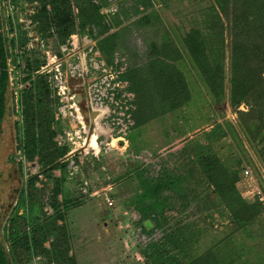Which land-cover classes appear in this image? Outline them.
Listing matches in <instances>:
<instances>
[{
  "label": "trees",
  "instance_id": "obj_1",
  "mask_svg": "<svg viewBox=\"0 0 264 264\" xmlns=\"http://www.w3.org/2000/svg\"><path fill=\"white\" fill-rule=\"evenodd\" d=\"M136 1L151 9V14L126 25L122 24L120 12L109 16L101 12L110 0H31L36 9L32 19L46 48L60 53V45L78 32L97 39L95 49L101 51L109 65L115 63L116 54L128 34L129 38L132 36L133 28L143 33L148 45L146 61L132 63L118 77L128 81V90L136 94L137 106L131 111L135 120L132 130L182 108L191 100L190 81L183 68L186 63L216 102L227 97L226 83L230 79L231 104L240 106L248 102L256 106L248 113L243 112L248 115L247 134L256 137L264 130V0H207V5L186 15H191V26L183 23L177 37L166 32L160 35L154 0ZM113 29L117 30L112 32ZM148 29L153 31L151 37L147 35ZM0 43L1 130L8 106V75L1 38ZM28 62L27 78L31 79L45 57ZM121 64L122 61L117 67ZM52 93L48 76L38 74L23 94V119L16 125L17 141L26 160L38 162L40 171L28 176L8 218L4 223L0 220V264H33L38 258L43 264H79L72 253L66 218L68 210L80 202L64 195L63 182L69 175L65 156L70 147L56 141L61 122L55 117L59 101ZM218 127L221 128L214 126V130L206 132L208 143L194 141L183 149L190 155L188 163H183L180 169L172 171L163 166L154 175L151 166L140 163L131 170L137 180L135 194L139 199L134 204L143 231L148 236L163 231L159 240H150L142 248L146 263L264 264V247L253 251L244 244L245 238L252 235L251 227H257L264 236V202L259 195L249 199L242 194L238 186L242 161L237 158L232 163L216 152L211 138ZM221 132L220 136L226 135L223 129ZM57 169L61 170L60 176L53 173ZM41 175L46 182H52L50 214L43 205L46 183L43 187L36 185L43 180ZM194 176L198 183L202 181L212 189L211 204L219 217L227 221L221 234L213 236L211 244L202 250L201 245L190 248L195 231L191 224L167 226L170 217L166 211L173 208L170 204L176 201V196L180 195L179 206L183 210L191 203L185 197L189 188L185 182ZM145 220H150L152 226L147 228ZM195 247L198 249L194 250Z\"/></svg>",
  "mask_w": 264,
  "mask_h": 264
},
{
  "label": "rangeland",
  "instance_id": "obj_2",
  "mask_svg": "<svg viewBox=\"0 0 264 264\" xmlns=\"http://www.w3.org/2000/svg\"><path fill=\"white\" fill-rule=\"evenodd\" d=\"M207 2V0H175L174 2L172 0L167 2L154 0L153 7L158 21L156 28L160 35L162 36L166 32L177 37L179 30L183 29V23L186 27L191 26L189 22L191 15H186L207 5ZM150 10L144 8V5L139 4L136 0H110L109 4L101 9V12L108 16L114 12H120L122 24L126 25L147 17L151 14ZM115 30L117 29H113L112 32ZM147 33L148 37H151L152 29H148ZM130 38L128 34L125 44L115 56V64L121 59L125 61V68L127 61H129V65L145 61V53L148 50L143 33L139 29L133 28ZM226 38L229 42V37L226 36ZM88 39L89 44L86 51L90 50L95 55L98 50L95 49L97 39L91 36H88ZM230 47L228 44V57ZM77 60L78 57L75 56L71 61L77 65ZM188 66L190 69L187 66H183V68L185 72L189 70L192 78L190 82L194 85L191 88V100L182 108L136 129L135 134L132 135V144L130 139L121 138L119 135L121 131L129 133L123 118L114 119V122V120H110L112 119L110 118L112 115H110L106 124L108 125L109 121L114 122L112 126H109L111 129L109 131L112 132L109 136L115 137L112 140L114 145L112 149L107 148L111 145L108 138L105 139L103 135H95L93 125H87L88 132L92 133L94 137L97 136L99 140V153L95 154L91 149L88 154L83 153L81 156H76L73 168L69 167L70 156H65L69 175L63 182L64 195L75 199V202H80L68 210L66 218L67 227L71 233L72 253L77 257L79 264H148L141 250L150 240H159L163 231L157 230L152 236H148L143 231L142 225L139 223L140 214L135 210L136 204H134L139 199L138 194H135L138 191L137 180L131 170L137 164L144 162L153 163L152 168L155 169V174L156 170L160 169L161 171L163 166L172 171L180 169L183 163H188V155H190V152H184L183 149L193 145L194 141L204 143L207 139L203 130H207L208 126L217 127L219 125L226 134L220 136L222 129L219 127L213 133L211 143L216 152L232 163L237 158L242 161L240 187L247 198L252 199L254 196H258L257 187L264 193V130L258 132L256 137L247 134L245 130V120L248 115L244 113H248L256 106H252L248 102H244L240 106L231 104L229 98L230 79L226 83L227 97L217 103L208 88L199 81L192 71L191 65ZM228 67L227 70L230 74ZM110 69L119 75L116 66L110 67ZM119 70L122 71L121 68ZM90 97L93 98L91 103ZM97 97L95 94H90L87 89V104L96 105L97 101H100ZM8 102L9 98L7 97ZM123 111L125 114L124 109ZM95 113L96 109H93V115ZM118 113L122 114L120 111ZM111 114L113 113L111 112ZM13 118L7 106L0 130V220L3 223L16 204L19 189L26 185L28 176L40 171V165L36 161H30V163L19 161L17 129ZM62 124L64 125V122L59 126V130H62ZM201 129L203 132L200 131L202 132V134L199 133L200 136L184 138L188 133L191 135ZM175 136H179L176 141L174 140ZM74 139L67 144L72 149L78 145V142L73 143ZM191 158L193 156H190ZM246 170L250 171L249 174H246ZM59 171L60 169L54 170V175L60 176ZM42 179L41 183L37 181L36 185L40 187L46 183L43 205L47 210L50 209L47 195L51 194L52 182H46L43 175ZM185 186H189L186 189L185 197L188 198V202L190 200L193 203L190 205L189 202L188 208L183 210L179 206L180 195L176 196V201L170 204L173 208L166 211V215L170 217L167 226L174 225L178 228L191 224L192 230L195 231L194 236L192 233L190 248L201 245L202 250L211 244L213 236L221 234L227 221L221 219L215 212L211 204L214 194L210 187H207L202 181L198 183L195 176L189 178L185 182ZM106 196H109L113 202L112 205L108 203ZM62 197L60 195L61 199ZM34 211L38 212L39 210L34 208ZM143 224H146L147 228L152 226L150 220H145ZM250 229H252V235L245 238L244 244L247 248L252 247L253 251L257 248L262 249L264 236L260 234L257 227ZM33 264H43V261L35 260Z\"/></svg>",
  "mask_w": 264,
  "mask_h": 264
},
{
  "label": "built area",
  "instance_id": "obj_3",
  "mask_svg": "<svg viewBox=\"0 0 264 264\" xmlns=\"http://www.w3.org/2000/svg\"><path fill=\"white\" fill-rule=\"evenodd\" d=\"M34 6L30 0H0V38L3 42L5 69L8 75V111L14 117L13 120L17 125L23 119L24 92L31 87L32 80L35 79L36 75L46 74L52 88V95L59 101L55 117L61 123L64 122L62 130L56 136V141L59 145H67L76 137L73 143L76 144L78 142V145L74 146L73 149L70 148L67 153V156H70L69 167L73 168L76 156H81L83 153L88 154L91 149L95 154L99 153L97 143L93 144L89 140V134L79 132L80 120L76 115V101L71 83V77L74 73L71 67V60L75 56L81 59L85 55L89 39L88 36H83L76 32L70 35L65 44L60 45V53L55 52L52 47L46 48L37 30V25L32 19L36 11V9L34 10ZM43 57H45V62H42L35 72H33L32 78L28 79L29 59H41ZM105 72L111 78L117 79L119 95L120 91L125 88V84L118 79L116 73H113L111 70H106ZM76 86H79V84ZM128 96L129 94L126 92L121 94V97L125 98V103ZM122 103L121 100L116 102L122 114L118 113L115 119L122 117L129 128L131 116L126 112L129 107H123ZM123 109L125 110V114ZM126 134L127 132L122 131L119 133L121 138H125ZM95 140L97 141L98 138H95ZM112 140L110 141L111 147H113ZM17 156L19 161L30 163L23 155L19 142L17 143ZM249 172V170H246V174H249ZM59 173L61 174V170ZM39 183L41 182L39 181ZM257 194L260 196V200L264 202V193L259 187H257ZM49 196L47 195L48 204ZM106 199L108 203H113L109 196H106ZM49 208L47 210L44 208L48 214L53 211L50 205ZM36 260L38 261L39 258Z\"/></svg>",
  "mask_w": 264,
  "mask_h": 264
},
{
  "label": "flooded vegetation",
  "instance_id": "obj_4",
  "mask_svg": "<svg viewBox=\"0 0 264 264\" xmlns=\"http://www.w3.org/2000/svg\"><path fill=\"white\" fill-rule=\"evenodd\" d=\"M85 52H87L85 50ZM78 64L74 65L71 61V67L74 71V73L72 74L71 77V83H72V91L73 94L75 95V101H76V115L78 116V119L80 120V124H79V132L80 133H85V134H89V140L95 144L97 143L98 147H99V140H95V138H97V136L94 137V135H92V133L88 132L87 130V125H92L91 123V119L90 117H88V113H90L91 110H93V105L91 104H87V80H88V76L90 77L91 75H94V78H97V82H98V86L100 87V95L97 97V95L95 93L92 92V94H95V96L97 97L98 103H106V105L110 106V110L113 114L110 113V115H112L110 118V120H114L115 117V111L116 113H118L119 111L121 112L119 106L116 104V102L119 100L118 99V87H117V79H113L110 77V75L108 76V74L106 72H104V74H100L102 75L100 77V75H96L98 74V72L100 70H96L95 68L98 67V65H95L94 62H91V66H95L93 68H88V67H84V65H80L79 61L80 59L77 60ZM82 64V63H81ZM75 66V67H74ZM74 67V68H73ZM95 70V73H91V70ZM91 73V75H90ZM77 84H79V86H76ZM91 94V92H90ZM106 97V99H105ZM117 97V99H116ZM93 98L90 97L89 101L90 103L92 102ZM109 115V116H110ZM108 116V117H109ZM115 122V120H114ZM113 121H109L108 125L105 128L100 127L99 125H93L92 127L95 128V135H103L105 139L108 138V141L112 140L111 137L109 136V134L111 135L112 132L109 131L111 130L109 128V126H112ZM109 132V133H108ZM114 133V132H113ZM103 139V140H105ZM108 149H112V147L109 145L107 146Z\"/></svg>",
  "mask_w": 264,
  "mask_h": 264
},
{
  "label": "crops",
  "instance_id": "obj_5",
  "mask_svg": "<svg viewBox=\"0 0 264 264\" xmlns=\"http://www.w3.org/2000/svg\"><path fill=\"white\" fill-rule=\"evenodd\" d=\"M97 52H99V53H97ZM88 54V55H87ZM146 55H147V51H146V53H145ZM117 55V54H116ZM145 55V56H146ZM120 61H122L123 62V66H122V64L119 66V67H117L118 65H119V62ZM145 61H146V59H145ZM145 61H143V62H145ZM91 62H94L95 63V65H98V67H96L95 69L97 70H100L99 72H98V74H96V75H100V74H104V72L106 71V70H111L112 72H113V70L112 69H110V67L111 68H113L114 66H116V68H117V71H118V73H119V75L122 73V72H124L125 71V69L127 68H125L124 67V65H125V61H123V60H119L118 62H117V64H113V65H109L107 62H106V60H105V58L103 57V55H102V53H101V51L100 50H97L96 51V53H95V55L93 54V53H91L90 52V50L89 51H87L86 52V54L80 59V61H79V63H80V65H84V67H88L89 69L90 68H93V67H95L94 65L93 66H91L92 64H91ZM129 61H127V66H129V63H128ZM142 62V63H143ZM82 63V64H81ZM141 64V63H140ZM122 66V67H121ZM185 66H187L188 68H189V66H188V64L186 63V65ZM75 67V66H74ZM73 67V68H74ZM122 69V71H120L119 69ZM190 69V68H189ZM95 70H91V73H95L94 72ZM192 71H193V69H192ZM91 73H90V75H91ZM117 74V73H116ZM186 74H187V76H188V78H189V81H190V79H192L191 77H190V72H189V70L188 71H186ZM102 75H100V77L102 76ZM118 75V74H117ZM119 75H118V77H119ZM94 75H91L89 78H88V80H87V88H86V90L88 89V91H89V93L91 92V94H92V92L93 93H95L97 96H99L100 95V87L98 86V82H97V78H94L93 77ZM122 82L124 81V80H121ZM124 84H125V88L124 89H122L121 91H120V93L122 94L123 92H126V93H128L129 94V96L126 98L127 99V102L125 103V101H124V99L125 98H122L121 97V94L120 95H118L117 97H118V99L119 100H121L123 103H122V106L123 107H129L127 110H126V112L127 113H129L130 114V116H131V124L129 125V133L128 134H126V137L128 138V139H130V141H131V139H132V135L133 134H135V132H136V129H133L132 130V126L135 124V120L132 118V110H134L135 108H136V94H135V92L134 91H130V90H128V81H124L123 82ZM190 84V88H192V86L194 85L193 83H189ZM117 97H116V99H117ZM99 98V97H98ZM105 99H106V97H105ZM217 103H220V102H217ZM95 104H93V109H96V113H95V115H93V110H91L90 111V113H88V116L90 117V119H91V123H92V125H99L100 127H102V128H105L106 126H107V124H106V122H107V118H108V116L110 115V113H111V110H110V106L109 105H106V103H100V104H96L95 106H94ZM117 114L118 113H116V111H115V117H117ZM166 115H163V116H161V117H158V118H156V119H153V120H151V121H149L148 123H152V122H154L155 120H157V119H159V118H164ZM147 124V123H146ZM145 125V124H144ZM143 126V125H142ZM209 128H207V130L205 129V130H203L204 131V135L206 136V141L204 142V143H208L209 142V140H208V136H207V134H206V132L207 133H210L211 131H212V129L214 128V126L212 125V126H208ZM212 127V128H211ZM211 128V129H210ZM210 129V130H209ZM200 131H202V129L201 130H197V132L196 133H193V134H191V135H185L184 136V138H187V137H189V138H194V137H198V136H200V134H202V132H200ZM200 133V134H199ZM113 140H114V138L115 137H111ZM175 139V141L179 138V136H175L174 137ZM211 140L213 141V139L211 138ZM172 142V141H171ZM122 143V142H121ZM203 143V142H202ZM131 144H132V141H131ZM112 146L114 147V145L112 144ZM133 146V145H132ZM147 160V159H146ZM164 160V159H163ZM163 160H162V162H163ZM164 163H165V160H164ZM143 164H145V165H148V166H151L152 167V162H144ZM153 167H155V166H153ZM154 169V168H153ZM160 171V169L159 170H156V174H155V169H154V171H153V174L154 175H157L158 174V172ZM238 186H239V188L241 189V191H242V187H240V182L238 183ZM242 194L245 196V197H247L246 196V194H244V192L242 191Z\"/></svg>",
  "mask_w": 264,
  "mask_h": 264
},
{
  "label": "water",
  "instance_id": "obj_6",
  "mask_svg": "<svg viewBox=\"0 0 264 264\" xmlns=\"http://www.w3.org/2000/svg\"><path fill=\"white\" fill-rule=\"evenodd\" d=\"M2 65H1V43H0V77H1Z\"/></svg>",
  "mask_w": 264,
  "mask_h": 264
}]
</instances>
